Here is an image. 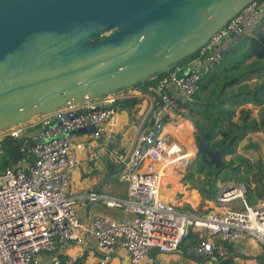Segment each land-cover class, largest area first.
<instances>
[{
  "label": "built area",
  "instance_id": "obj_1",
  "mask_svg": "<svg viewBox=\"0 0 264 264\" xmlns=\"http://www.w3.org/2000/svg\"><path fill=\"white\" fill-rule=\"evenodd\" d=\"M262 6L264 0L248 4L192 59L157 79L151 124L119 159L125 198L95 192L86 197L118 208L127 216L124 220L98 216L84 224L68 195L70 175L79 163L74 151L91 150L90 143L72 142L74 132L94 126L97 137L99 127L110 126L116 113L111 104L119 100L115 94L68 105L0 132V159L15 152L14 161L12 154L0 169V264H60L56 255L88 237L93 238L98 264L111 263L118 249L126 251L130 264H142L152 252L200 257L211 264L227 254L223 242L247 237L264 246V204L249 206L242 183H223L214 200L222 210L202 216L181 211L160 196L161 189H168L163 183L167 169L188 158H182L179 144L166 141L164 121L192 99L203 71L220 63L225 45L259 26ZM190 234L201 240L183 250L181 243Z\"/></svg>",
  "mask_w": 264,
  "mask_h": 264
},
{
  "label": "water",
  "instance_id": "obj_2",
  "mask_svg": "<svg viewBox=\"0 0 264 264\" xmlns=\"http://www.w3.org/2000/svg\"><path fill=\"white\" fill-rule=\"evenodd\" d=\"M253 1L0 0V132L166 75ZM86 132L98 130L74 133ZM195 155L226 167L206 136Z\"/></svg>",
  "mask_w": 264,
  "mask_h": 264
},
{
  "label": "trees",
  "instance_id": "obj_3",
  "mask_svg": "<svg viewBox=\"0 0 264 264\" xmlns=\"http://www.w3.org/2000/svg\"><path fill=\"white\" fill-rule=\"evenodd\" d=\"M225 51V56L218 65L208 71H203L198 91L190 101L180 107L183 111L180 113L182 118L189 120L196 131L195 141L198 143L202 137L206 136V145L214 150H222V158L234 155L237 144L247 134L256 132L264 134V78L262 77L264 73V18L250 35L239 39ZM194 56L182 64L187 63ZM158 78L147 81L143 86H155L154 83ZM253 79L256 81L251 84ZM132 100L126 99L122 105L129 106ZM247 104L260 108L259 120L252 118L250 109H242V106ZM237 109H240L239 118L234 121ZM245 149H251V145L246 146ZM10 153L15 155L13 150H10ZM225 164V168L221 169L218 174H214L212 167L196 157L195 165L189 167L181 182L184 185L195 186L204 199L211 200L217 191L221 173L226 169L234 175V182L245 183L246 202L249 206L255 204L257 200H264V159L260 154L254 163L241 158L238 164L232 161ZM121 169L122 167L119 166V173ZM172 174L177 176L174 172ZM200 174L203 175L202 180L194 178L195 175ZM170 183L176 184L175 181ZM250 184H253L252 188ZM174 187L166 191L172 195ZM190 199L198 200V196L194 193ZM181 211L191 212V208L186 206ZM200 240L201 238L196 234H190L182 241L181 248L185 250L190 245L198 244ZM226 243L229 242L222 244L227 254L211 264H234L232 248L227 247ZM56 256L60 264L65 263L67 259L65 256L62 254ZM256 261L257 264H264V254ZM198 264L208 263L201 260Z\"/></svg>",
  "mask_w": 264,
  "mask_h": 264
},
{
  "label": "crops",
  "instance_id": "obj_4",
  "mask_svg": "<svg viewBox=\"0 0 264 264\" xmlns=\"http://www.w3.org/2000/svg\"><path fill=\"white\" fill-rule=\"evenodd\" d=\"M263 18L264 6L261 7L260 21ZM252 31L254 30H248L245 31L243 35L233 37L232 41L226 44L224 49L230 47L239 39H242V37L250 35ZM155 84L156 82L154 83V85ZM168 91L172 96L177 95L172 87H170ZM115 95L119 98L120 103L116 106H113L116 110V113L114 118L112 119L113 121L111 125L106 127H104L105 125H103L99 127V130H101L102 132L99 133L97 137H94L93 134L86 132L74 133V136L72 138V142L74 143H90L91 146V150L89 152H87L86 150L74 151L79 163L72 170V173L70 175V187L68 188V195L75 201V211L77 217L80 221L87 225L91 223L93 218L98 216L109 217L116 221L124 220L127 217L125 213H123L118 208H107L100 202H90L86 197L89 193L95 192L103 196L107 194L109 196L106 195V197L110 198H125L127 189L126 183L122 182V184L117 179H115L116 173H118L119 170L118 161H120V157L125 156L131 152L132 147H134V145L137 143L139 136L151 124V113L153 106L155 105L154 88H152V86H142L139 88L133 87L128 90L118 92ZM126 99L133 100L129 103V106L126 105L124 107L122 104ZM240 109L236 110L237 116L236 118H234V121L238 120ZM242 109H250L252 111V118L259 120L260 108L254 106L252 108V105L247 104L242 106ZM181 112L183 111L179 110L176 114L169 116V119H167L169 120V122L165 125L167 126L172 123L174 126L169 125L168 128L165 126L164 133H166V136H169V139L173 142H178L180 144L183 143L182 146L184 147V150H186L187 148H192L190 141L191 139L189 138L192 136V138L194 137L195 141L194 135L196 131L194 130L189 120L182 118L180 114ZM34 119L35 118L30 119L31 122H33ZM183 134L184 136L186 135V138L182 137ZM254 135L260 136L264 134L261 132H256L254 133ZM181 140L184 142H182ZM185 143H187L189 146L185 145ZM89 154L92 155L91 159H89L88 157ZM170 182L171 181L167 182L168 189L165 190H169L170 188L174 187L173 185H176ZM225 182L236 184L229 180H224L223 183ZM183 186L186 185L179 182L177 184V187H174V191H172V195H178V198L166 201L172 203L173 205H175L177 201L179 202ZM105 190L109 192L106 193ZM196 190H194L193 192L198 196L199 191ZM193 192H190L187 197L192 198L193 196H191V194ZM200 196L202 197L201 194ZM202 199L206 200L203 197ZM200 201V197L198 196V200L192 199V201L189 202V205H183V207H177L175 205V207L183 210L184 207L186 208V206H189L192 211V208H194V206H198L200 204ZM206 201L211 208L215 209V212L219 211L218 207H216L214 204V199ZM262 204H264V200H257L255 204L251 206H259ZM255 243H257L255 240L246 237L235 242L226 243V245L227 247L231 246L233 252V247L236 249L241 248L255 250ZM61 254L65 256L67 260H70L71 263L76 262L78 264H98V255L96 253L92 237H88L81 245L71 243L69 247ZM233 255L237 254H234L233 252ZM257 258L258 257H255V261L257 260ZM44 260L48 262V259L44 258ZM198 262H201V260L189 255H169L152 252L145 258L142 264H198ZM109 264H130L129 256L125 250L118 249L112 262Z\"/></svg>",
  "mask_w": 264,
  "mask_h": 264
},
{
  "label": "rangeland",
  "instance_id": "obj_5",
  "mask_svg": "<svg viewBox=\"0 0 264 264\" xmlns=\"http://www.w3.org/2000/svg\"><path fill=\"white\" fill-rule=\"evenodd\" d=\"M262 77L264 78V73L262 74ZM255 81H256V79H253L250 83L253 84ZM152 88H154V87L152 86ZM252 108H253V106H252ZM168 119H169V117H168ZM168 122H169V120H167V119L164 121V128L166 126L165 124H167ZM169 125L174 126L172 123H170ZM169 125H167L166 127L168 128ZM184 134L182 137L186 138V135L184 136ZM165 139H166V136H165ZM189 139H191L190 140L191 146H192L191 149L187 148L186 150H184V147L182 146L183 143L180 144L178 142H175L181 146L182 151L185 153V155H183L182 158L183 157L184 158L188 157V158L186 160H183L182 162L178 163L179 166L175 165V168L172 167V168L167 169V171H166L167 179H163L164 185L167 184V182H169V181H173V182L175 181L176 187H177V184L179 182L182 183L181 181H182L184 175L186 174L187 170L189 169V167H192L195 165L196 155H195V149L194 148H195V145L197 142L194 141V137L192 138V136ZM169 141H172V140H169ZM182 142H184V141H182ZM187 143H185V145H188ZM248 145H251V149H245V147ZM259 154H260L261 158L264 159V135L256 136L253 133V134H247L237 144L236 153L234 155L224 156L222 159H223L224 163H227L228 161H232L234 164H238L239 159L245 158V159H248L251 163H254L257 160V158L259 157ZM14 158H15V155L12 158L11 162L14 161ZM4 162H6V160L1 158L0 159L1 171H3V169L5 168ZM119 166L122 167L120 162H119ZM122 172H123V168L121 169V172L116 173V176H115V179H117L120 183H122V182L124 183V175ZM173 172L176 173L177 176H173V174H172ZM194 178L195 179L199 178L200 180H202L203 175L202 174H200L199 176L195 175ZM222 180H229L233 183H242L245 185V183L242 181L234 182V175L232 173H230L229 171H227L226 169H224V171L221 173V176H220L219 181H218L217 191L213 197L214 200L216 199V197L219 194L220 188L223 184ZM187 185L183 186V188L181 190L179 202L177 201L175 204L177 207H183V205H189V202L192 201L190 199V197H187V195L196 189H195V186H193L191 184H187ZM252 185L253 184H250L251 187H252ZM105 192L108 193L109 191L105 190ZM68 193H69V189H68ZM193 194H194V192L191 194V196H193ZM106 195L107 194H105V196ZM107 196H109V195H107ZM160 196L167 201L170 199L173 200V199L178 198V195H174V194L170 195V193H168L165 189H161ZM198 196L200 197V200H201L200 204L198 206H194V208H192L193 209L192 210L193 212L191 211L192 213H195L198 216H202V215H206L208 213L215 212L214 211L215 209L211 208L210 205L207 203V201L202 199V197L200 196V193H198ZM218 209L220 211V210H222V207H219ZM233 250H234L233 251L234 254H242V255L246 256L245 258H233L234 264H257V262L255 261V257H260L262 254H264L263 253L264 246L258 242L255 243V250L254 249H241V248L236 249L234 247H233ZM46 259H48V258H46Z\"/></svg>",
  "mask_w": 264,
  "mask_h": 264
},
{
  "label": "bare ground",
  "instance_id": "obj_6",
  "mask_svg": "<svg viewBox=\"0 0 264 264\" xmlns=\"http://www.w3.org/2000/svg\"><path fill=\"white\" fill-rule=\"evenodd\" d=\"M179 163H180V162H179ZM175 165H176V166H179V165H178V163H175ZM175 165H174V166H175ZM174 166H173V167H174ZM166 175H167V174L165 173V177H164V179H166V178H167V176H166ZM163 183H164V182H163Z\"/></svg>",
  "mask_w": 264,
  "mask_h": 264
}]
</instances>
